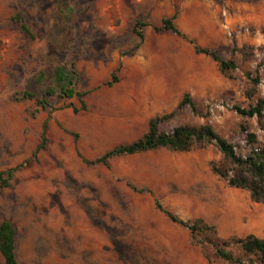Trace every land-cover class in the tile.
<instances>
[{
  "label": "rangeland",
  "instance_id": "374dc122",
  "mask_svg": "<svg viewBox=\"0 0 264 264\" xmlns=\"http://www.w3.org/2000/svg\"><path fill=\"white\" fill-rule=\"evenodd\" d=\"M172 17L186 37L156 30ZM137 22L147 24L143 39ZM196 45L234 58V78ZM73 63L84 102L99 89H168L171 103L153 116L176 111L164 130L211 125L242 155L250 132L264 148V120L235 110L264 98V0H0V171L17 168L9 186L0 184V223L15 227L20 264H226L157 203L184 221L216 225L222 238L264 237V203L213 173L211 162L223 158L214 144L86 163L142 137L143 119L133 120L138 106L109 107L89 126L81 116L95 114L75 113L77 97L55 94L45 109L23 98H43L56 86L54 70ZM248 73L260 76L255 92ZM187 93L198 113L178 109Z\"/></svg>",
  "mask_w": 264,
  "mask_h": 264
},
{
  "label": "trees",
  "instance_id": "16d2710c",
  "mask_svg": "<svg viewBox=\"0 0 264 264\" xmlns=\"http://www.w3.org/2000/svg\"><path fill=\"white\" fill-rule=\"evenodd\" d=\"M174 18L164 19L163 25L156 27V30L174 32L182 37H186L174 24ZM13 21L19 24L21 29L29 36L33 37L32 32L23 22L20 14L14 16ZM145 25L147 24L137 22L134 29L141 39L144 38V34L139 28ZM138 47L137 45L135 49ZM133 51L129 53H133ZM196 51L211 56L218 62L223 74L234 78L232 73L238 68L237 61L234 58H221L216 50L198 45H196ZM235 51L236 48L233 49V54ZM77 76L78 73L74 63L70 67L66 65L58 66L54 70L56 86L48 87L45 90L43 98H39L29 91L23 93V98L35 99L37 107L45 109L48 106L47 97L54 96L55 94L65 99L77 97L81 101V107L70 106L73 107L75 113H79L85 110L87 106L83 101L86 92L77 91L74 87ZM248 77L252 81L253 91L255 92L260 84V76L253 77L248 73ZM117 81V76L114 74L113 78L106 85L113 86ZM187 105L191 107L194 113H198L197 106L188 93L184 95L178 109ZM235 110L243 117L256 116L262 122L264 120V98L260 99L257 105L251 106L249 109L235 106ZM175 113L176 111H173L170 114L151 119L148 131L142 137L132 143L118 145L94 160H85L86 163L89 165L104 164L109 167L110 160L116 157L135 155L160 148L175 152H188L199 146L214 144L222 153L223 158L219 162H211L213 173L226 181L229 186L249 191L253 201L264 203V148L255 146L257 142L256 135L248 133L247 142L249 147L247 152L245 155L238 154L236 146L217 133L211 125L199 127L178 125L171 131L164 130L161 124L172 118ZM244 129L247 131L246 127ZM43 139L45 140V133L43 134ZM43 148L44 144H41L37 152ZM16 169L12 168L5 172L0 171V184L2 186L6 187L10 185L15 176ZM133 189L138 190L135 187ZM157 207L164 211L173 222L188 228L194 239L201 237V243L210 244L215 251V257L223 260L226 264H264V237L261 238L254 234H249L246 237L232 236L227 239L222 238L219 236L216 225L208 223L202 218L194 221H184L177 215L164 210L161 204L157 203ZM234 249L238 253H235ZM0 253L6 264H20L16 252V230L10 220H4L0 223Z\"/></svg>",
  "mask_w": 264,
  "mask_h": 264
},
{
  "label": "crops",
  "instance_id": "0c3cea01",
  "mask_svg": "<svg viewBox=\"0 0 264 264\" xmlns=\"http://www.w3.org/2000/svg\"><path fill=\"white\" fill-rule=\"evenodd\" d=\"M172 91L168 89H139V90H105L99 89L88 95L85 99L87 110H82L79 113L93 112L95 115L91 117V121H86L85 115L81 114V118L86 122V125L94 123L99 119V112L109 107H123L124 109L141 108L138 116L135 114L133 120H142L141 128L143 135L148 131L149 122L155 113L164 112L167 109V104L171 103ZM100 110V111H99ZM126 111V110H125ZM138 113V112H137ZM92 115V114H91ZM90 126V125H89ZM133 128L137 126H132ZM142 135V136H143Z\"/></svg>",
  "mask_w": 264,
  "mask_h": 264
}]
</instances>
